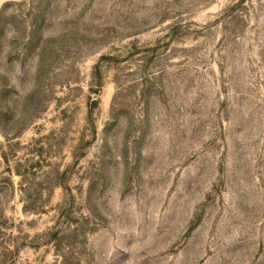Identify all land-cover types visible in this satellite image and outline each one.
<instances>
[{"label": "rangeland", "instance_id": "1", "mask_svg": "<svg viewBox=\"0 0 264 264\" xmlns=\"http://www.w3.org/2000/svg\"><path fill=\"white\" fill-rule=\"evenodd\" d=\"M0 264H264V0H0Z\"/></svg>", "mask_w": 264, "mask_h": 264}]
</instances>
